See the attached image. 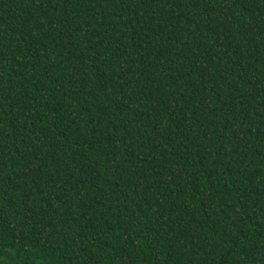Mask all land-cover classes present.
<instances>
[{
    "label": "trees",
    "instance_id": "16d2710c",
    "mask_svg": "<svg viewBox=\"0 0 264 264\" xmlns=\"http://www.w3.org/2000/svg\"><path fill=\"white\" fill-rule=\"evenodd\" d=\"M0 264H264V0H0Z\"/></svg>",
    "mask_w": 264,
    "mask_h": 264
}]
</instances>
